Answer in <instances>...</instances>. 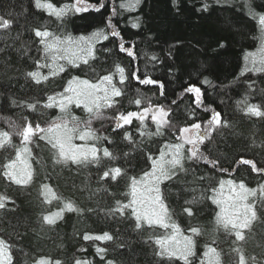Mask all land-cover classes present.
I'll return each instance as SVG.
<instances>
[{"label": "trees", "instance_id": "obj_1", "mask_svg": "<svg viewBox=\"0 0 264 264\" xmlns=\"http://www.w3.org/2000/svg\"><path fill=\"white\" fill-rule=\"evenodd\" d=\"M50 2L59 8L73 0ZM126 2L84 0L87 5L103 3L104 6L99 11L90 7L86 12L69 14L60 20L46 10L36 8L35 0H0V17L11 21L9 28H0V131L9 132L12 143L21 144L16 135L17 126L23 127L31 122L33 126L39 123L41 127H47L60 115L57 108L45 109L43 105L48 96L62 92L72 77L95 82L114 72L115 66L119 65L129 78L125 81L124 94L115 98L118 101L115 107L103 110L104 118L93 120L91 125L101 137L96 142L99 148H108L117 159L104 158L101 153L99 163L76 165L69 161L51 168L76 196V199L68 200L80 211H68L62 219L49 225L41 244L35 245L30 233L45 210L41 204L45 202L46 192L40 194L41 202L34 204L33 184L17 185L3 177L0 171V183L9 188L0 191V196L8 197L5 207L0 209V237L9 246L11 264H33L39 258L49 259L52 264L55 261L76 264L77 259L88 260L91 264H107V261H113V264H183L181 260H169L159 255L160 246L155 241L166 235L164 229L145 226L137 230L130 209H126L123 215L106 213L117 207V202H129L131 197L127 194L131 178L138 179L145 171H150L149 155L157 158L166 143H179L177 137L183 127L200 123L204 128L211 119L212 110L220 113L222 124L200 146L201 152L209 160L217 161L219 169L227 171L214 169L204 161L185 160L186 171H177L172 180L161 184L172 220L185 235H190L187 230L195 225L185 224L179 216L215 220L219 208L208 197L215 195L210 189L218 188L220 180L243 181L249 188L264 184V173L252 171L251 165L238 164L240 159H249L257 168L264 169V117L252 116L245 105L239 103L247 95L249 105H260L264 110V73L245 72L241 75L245 55L258 50L261 36L259 20L249 15L245 0H221L220 3L217 0H140L131 11L119 7ZM205 3L209 8L200 10ZM251 3L256 13L264 15V0H251ZM113 9L117 15H113ZM109 17L120 37L109 36V40L98 43L96 59L89 65L67 67L64 72L39 84L28 75L36 70L43 75L49 72L48 68H37V61H45L43 45L35 36L36 29L57 35L87 36L105 28ZM133 23H138L139 27H132ZM121 38L125 48H131L134 56L120 50ZM153 56L157 59L153 60ZM133 72L141 78L147 75L161 82L164 95L160 94L159 84L140 85L132 77ZM118 79V76L114 77L119 87ZM206 80L210 83H205ZM190 86L201 89V105L195 103L194 93L185 91ZM137 98L142 101L139 106L134 103ZM149 102L153 107L171 109L168 120L172 127L163 128L161 135L142 136L140 122L134 118L131 125L115 129L114 118L120 112L142 111ZM32 103L37 105L35 111L27 107ZM71 112L82 120L86 119L87 114L82 108L72 105ZM145 125L146 131L156 132L151 118L145 121ZM126 132L131 134V141L124 138ZM36 142L51 146L36 137L29 146L32 156ZM14 158V150L5 152L0 149V165ZM33 158L31 163H34ZM114 167L122 169L120 176L113 180L110 174L101 179L104 171ZM227 189L226 186L225 191ZM194 197L195 203H186ZM185 208H191V216L184 211ZM256 211L258 219L244 230V235L250 234L251 239L250 248L242 251L247 264H264V203L257 201ZM104 233H109L113 239L83 238L86 234ZM217 235L219 239L194 237L197 244L202 242L203 247L196 246L193 264H199L206 244L221 253V264H235L236 253H228L232 242L236 241L235 236L223 229H219ZM97 247L106 250L103 258L97 254Z\"/></svg>", "mask_w": 264, "mask_h": 264}, {"label": "snow or ice", "instance_id": "obj_2", "mask_svg": "<svg viewBox=\"0 0 264 264\" xmlns=\"http://www.w3.org/2000/svg\"><path fill=\"white\" fill-rule=\"evenodd\" d=\"M221 0H217L220 3ZM140 3V0H127L126 3L119 5L122 9L129 11L134 10ZM249 15L258 18L261 28L260 47L256 52L247 53L244 57L245 65L241 71V75L245 72L264 73V15L255 12L251 0H245ZM35 6L38 9H44L57 19L63 18L69 14L86 12L89 8L99 11L104 5L99 6L87 5L84 0H73L72 3L64 4L57 8L50 0H35ZM209 4L205 3L202 11H206ZM113 15H117L113 9ZM11 21L0 17V28H9ZM132 27H139L138 23H133ZM35 36L39 37V43L43 45L44 63L37 61V68H48V75H43L39 70L32 71L28 75L37 83L46 82L49 77H55L61 72H64L67 67L79 68L81 65H89L91 60L96 59L97 44L101 41L109 40V36L120 37L116 26L112 24L111 17L108 18V23L105 28L93 31L91 34L77 37L69 33L55 34L47 30H35ZM223 46V45H221ZM121 51H125L129 56H134L131 48H125L121 38L119 44ZM109 51V49H104ZM157 59L156 56L152 57ZM63 61V63H61ZM119 77L118 83L114 82V77ZM132 77L139 82L140 85H157L159 84L160 94L164 95V85L145 75L141 78L135 72ZM129 78L125 75V69L119 65L115 66V71L99 77L95 82L88 79H81L78 76L72 77L67 82V86L60 93L50 95L47 102L43 105L45 109L57 108L60 115L54 120H51L47 127H41L39 123L35 126L31 122H27L23 127L17 126L16 135L21 139V144L12 143V137L7 131H0V149L5 152L9 150L15 151V158L9 159L7 163L0 165L3 177L17 185H29L33 180V169L29 162L32 156L29 144L33 142L34 137L44 140L47 144L55 149L56 163L67 164L69 161L76 165H87L90 163H99L101 153L104 158L112 160L117 157L109 151L108 148H99L96 145L101 137L97 136L92 130L91 124L93 120L104 118L105 109H112L118 103L115 99L124 94L125 81ZM205 83H210L205 81ZM251 87V85H249ZM188 93L195 94V103L199 106L202 104V92L199 87L190 86L186 90ZM139 92V89H137ZM141 99H135L134 103L139 106ZM15 103V102H13ZM173 104L176 101H172ZM242 103L246 107V111L252 116L264 117V110L260 105H249L248 96L245 95ZM82 108L87 114L86 119H80L71 112V106ZM36 103L27 105L33 111L36 110ZM207 110V109H206ZM171 109H165L164 106L153 107L151 103L144 107L142 111H129L127 114L120 112L115 119V129L123 128L125 125H131L135 118L140 122L141 135H161L165 127H172L168 116ZM151 113V120L155 124L156 132L146 131L145 121ZM222 124L219 112L212 110L211 119L207 121V125L202 129L200 123H193L190 127L180 129L181 135L177 137L179 143L165 144L160 150L159 156L153 158L151 155L148 159L151 161L150 171H145L143 175L137 179L132 177L130 181V192L127 194L131 197L127 204L117 202V207L110 209L106 215H123L126 209H130V216L135 219V227L141 230L147 226L150 228L159 227L164 229L166 235L158 238L155 242L160 246L159 255L166 257L169 260L177 259L183 261V264H193V258L196 257V241L194 237L201 234V229L198 227H190L187 231L191 235H185L180 226L171 218L168 206L165 203L162 195L161 184L165 181L172 180L177 171H186L184 167L185 160L198 163L204 161L211 165L214 169L221 172H226V169H219L218 162L209 160L203 152L201 145L207 140L212 131ZM114 129V130H115ZM126 140L131 141V134L125 133ZM106 139V138H104ZM83 141L82 144H77L74 141ZM92 141L93 143H88ZM185 145H189L187 149ZM187 153V154H186ZM127 155V154H125ZM238 164L251 165L254 172L264 173V169L257 168L256 164L249 159H240ZM111 174V179L115 180L122 174V169L114 167L108 171H104L101 179L108 178ZM200 179H203L201 177ZM228 188V194L225 195V187ZM42 189H50L47 184L41 185ZM215 195L208 197L213 204L217 205L219 211L215 215V228L213 231L223 229L230 235H234L237 241L245 239L244 230L249 229L253 221L257 220L256 202L264 203V184L258 185L257 188L247 187L243 181L237 183L232 179L220 180L218 188L210 189ZM43 194V193H42ZM53 198L55 194H53ZM7 196H0V209L5 207ZM251 201V202H250ZM45 202L51 204L52 201L47 199ZM194 197L186 203H195ZM64 211L77 212L80 209L76 208L71 202L64 204L57 211L50 212L43 216V221L49 225H53L58 219L63 218ZM184 211L191 216V208H185ZM85 240L111 241L113 238L109 233L102 235H84ZM202 257L199 258V264H221V253L217 248L210 245L204 246ZM236 253L238 259L235 264H247L246 258L239 248L232 250ZM96 252L101 255L106 252L104 248L97 247ZM12 257L9 251V246L6 242L0 239V264H11ZM37 264H52L51 261L41 259ZM55 264H60L55 261ZM76 264H91L88 260L77 259ZM107 264H113V261H107Z\"/></svg>", "mask_w": 264, "mask_h": 264}, {"label": "rangeland", "instance_id": "obj_3", "mask_svg": "<svg viewBox=\"0 0 264 264\" xmlns=\"http://www.w3.org/2000/svg\"><path fill=\"white\" fill-rule=\"evenodd\" d=\"M86 4V3H85ZM151 118V113H149L148 119ZM93 125V123L91 124ZM203 129V127L201 126ZM93 130V129H92ZM36 140V137L33 138V142L29 144L28 146H31ZM77 144H82L84 143L83 141L76 140L74 141ZM88 143H93L92 141H89ZM97 145V144H96ZM97 147H99L97 145ZM185 147H190L189 145H185ZM34 151L35 154L31 157L33 158L34 163H31V160L29 161L32 165L33 169V177L37 176V179H33L31 184H33L34 192L36 195V199L32 201L34 204H38L41 202V197L40 194H42L44 191L46 192V196L48 200H51L52 203L48 204L46 202H43L41 205L45 210L41 213L40 217V222L37 225L35 224L33 229L31 230L30 236L32 242H35V245L41 244V241H44V232L46 231L47 227L49 224L45 223L43 221V216L53 212L57 211L60 208L64 206L65 203L69 202L68 199H76V196L68 190V187L66 186V182L59 180L57 176L51 171V168L54 166H57L59 163H56V156H55V149H52L51 146H47L43 142H36L34 144ZM32 151V150H31ZM33 154V152H31ZM82 172V171H81ZM80 173V172H79ZM79 173H75V176H79ZM140 178V177H139ZM138 178V179H139ZM51 180V181H50ZM42 183V184H41ZM47 184L50 186V189H42L41 185ZM8 187L6 188L0 183V191L4 192ZM53 194H55V197L53 198ZM228 194V189L225 191V195ZM45 199V198H43ZM68 211H64L63 217L65 216V213ZM2 215L0 214V223H2ZM180 219L185 223V224H194L195 227H198L201 229V234L199 236H209L212 239L217 238L219 239V236L217 235L218 230L213 231L215 228V220L209 219V220H204L203 218L199 217H193L191 219L184 216H179ZM60 220V219H58ZM57 220V221H58ZM180 222L179 220H177ZM191 235V234H190ZM0 239H2L0 237ZM3 240V239H2ZM196 243V246H199L200 248L203 247V244ZM7 244V243H6ZM8 245V244H7ZM251 245V239H250V234L245 235V242L243 241H233L231 245V251H228L229 254H235L232 250L234 248H239L241 251L245 249H249ZM48 251V250H47ZM52 250H49L51 252ZM41 259H46V258H39L37 259L33 264H37V261ZM50 261L49 259H46Z\"/></svg>", "mask_w": 264, "mask_h": 264}]
</instances>
